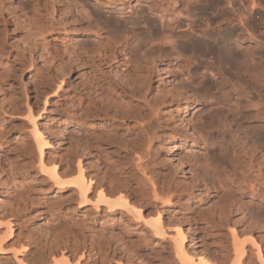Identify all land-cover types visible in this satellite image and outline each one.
Here are the masks:
<instances>
[{
    "label": "rangeland",
    "instance_id": "obj_1",
    "mask_svg": "<svg viewBox=\"0 0 264 264\" xmlns=\"http://www.w3.org/2000/svg\"><path fill=\"white\" fill-rule=\"evenodd\" d=\"M147 1L0 0V264H52L61 251L80 264H180L170 240L174 225L189 230V251L211 260L227 256L235 227L244 238L253 235L264 261V211L232 205L233 184L217 195L214 140L221 135L211 129L205 149L191 129L219 94L195 79L186 84L180 63L143 56L149 47L132 41L131 29L142 28L135 24L140 12L154 16ZM153 1L175 24L184 23L170 0ZM258 4L255 16L264 19V0ZM236 75L225 74L233 88L264 98L263 86ZM32 122L60 172L79 158L94 188L122 187L145 218L122 205L95 209L71 183L54 186L38 167ZM205 159L212 162L207 172ZM158 213L162 238L147 222ZM246 249L243 264H261L256 247Z\"/></svg>",
    "mask_w": 264,
    "mask_h": 264
},
{
    "label": "bare ground",
    "instance_id": "obj_2",
    "mask_svg": "<svg viewBox=\"0 0 264 264\" xmlns=\"http://www.w3.org/2000/svg\"><path fill=\"white\" fill-rule=\"evenodd\" d=\"M259 1L170 0L171 5H177L173 12L186 18L182 25H178V23L175 24L172 17L162 13L158 7L159 5L154 3L155 1L149 0L147 1L148 14L154 16L151 18L145 17L141 11L135 24H142V28L140 30L132 28L130 33H134L132 41L138 39L149 47L146 52L141 53L143 56L149 55L154 61L157 58L160 62L165 60L180 63L184 68L181 77L186 84H192L195 79L199 85L202 84L203 88H215L220 99L217 100L214 97L213 102L207 101L205 118L200 115L198 122L194 121L195 123L192 124L191 129L195 135L201 136V142L204 143L205 149L213 142L207 134L211 129L216 128L221 135L220 139L214 140V144L218 148L217 160L213 167L215 176L216 173L218 176H214L216 178L214 185L217 195H221V191L226 184H233L232 189L229 186L232 193V199L230 200L232 205L241 209L244 207L246 210L252 206L263 212L264 98L257 94L256 96L255 93L250 95L249 90L247 93V89H242L244 88L242 85L240 89L236 88L238 85L233 88L234 82L232 83L228 79L230 75L238 74L240 77L242 76L241 79L249 78L254 84L258 83L264 87V29L260 28V25L264 24V19L261 16H255V13H259ZM180 26L184 27L185 30H181ZM121 31L126 32L125 30ZM196 34L197 36H195ZM152 44H155L156 47L153 48ZM136 47H138V44H136ZM225 74H228L229 77ZM238 75L233 77H239ZM227 86H229L228 90L226 89ZM257 93L259 94V91ZM215 104L217 107L213 106ZM251 107L253 110L250 109ZM31 110L32 108H28L29 114H25L35 118ZM254 122L256 124L253 125ZM32 133L37 146L38 167L46 172L48 179L53 182L54 186L71 183L78 194L79 200H91L95 209H98L100 205H105L106 208L122 205L135 217L145 218L141 208L135 207L128 201L121 189L122 187L116 186L106 189L103 184L97 183L94 188L92 178L85 176L79 158L76 167L60 172L57 163L47 160L45 156V148L49 145H47L48 142L44 133L36 126V123L32 126ZM134 151L133 154H136ZM207 161L208 159L204 160L206 167L203 169L206 172L209 171L208 169L212 165V162L207 163ZM222 161L228 163L226 174H223ZM221 174H223V177L220 178ZM148 181L154 183L151 176L148 177ZM153 186L151 183L153 196L156 197L158 193H156V188H153ZM91 188L96 190L93 200L88 198ZM247 196L251 199L247 198L248 200L244 202V198ZM252 199L258 200L257 203L251 204ZM159 215L160 213L156 215L157 217H151L147 222L153 232L159 234L162 238L165 229ZM3 223L5 225L3 231L5 233L10 232L12 221L6 218ZM188 231H184L181 225H174L173 234L170 238L177 261L180 264H243L247 243L256 247L260 262L264 264L262 250L252 234L244 238L241 231L231 227L229 232L231 248L227 256L219 255V258L211 260L196 250L189 251L186 247ZM2 239L3 236L1 235L0 252L2 251ZM53 252L56 253L57 251ZM72 256L73 254L65 255L61 251L58 257L56 254H52L51 263L58 264L61 261L65 264H80V258L78 257L73 262L69 259Z\"/></svg>",
    "mask_w": 264,
    "mask_h": 264
}]
</instances>
